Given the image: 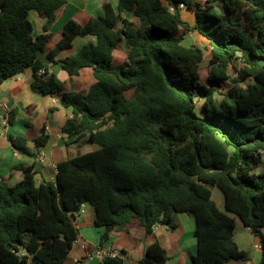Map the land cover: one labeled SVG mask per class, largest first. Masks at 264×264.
<instances>
[{
  "label": "trees",
  "instance_id": "16d2710c",
  "mask_svg": "<svg viewBox=\"0 0 264 264\" xmlns=\"http://www.w3.org/2000/svg\"><path fill=\"white\" fill-rule=\"evenodd\" d=\"M66 4L0 0V85L32 68L33 90L60 95L61 106L71 109L61 134L99 149L58 164L56 184H36L31 167L14 186L0 181V264H64L78 239L73 210L85 204L104 228L102 248L117 229L174 231V213L192 215L198 245L192 264L252 262L235 240L237 216L260 239L264 264V174L252 173L264 151V0H104L102 16L86 25L71 19L54 39L48 32ZM182 5L194 11V25L185 22ZM31 12L46 21L45 34L34 35ZM192 31L211 47L205 83L204 50L183 46ZM86 37L95 42L58 59ZM122 43L126 59L117 64ZM55 65L69 76L92 69L96 82L68 93L49 74ZM198 98L205 100L203 115ZM49 139L43 128L36 149ZM11 143L33 151L22 137ZM213 188L223 193L226 212ZM168 262L155 243L138 264ZM102 264L124 261L106 257Z\"/></svg>",
  "mask_w": 264,
  "mask_h": 264
},
{
  "label": "crops",
  "instance_id": "0c3cea01",
  "mask_svg": "<svg viewBox=\"0 0 264 264\" xmlns=\"http://www.w3.org/2000/svg\"><path fill=\"white\" fill-rule=\"evenodd\" d=\"M103 1L99 0L98 8L96 0H67V4L58 11L57 20L48 34H52L56 39L69 20L74 19L81 25H86L91 19L102 16ZM185 10H187L186 15L194 17V22L191 24L194 25L196 22L194 11L188 8ZM36 14L31 12L29 18L34 27V35L38 37L45 34L46 21ZM90 42H95V38H77L73 47L63 51L58 59L76 55L84 45ZM121 45L115 55L117 64H121L126 59L127 48L124 43ZM50 46H54V42ZM121 50H123V57L118 54ZM49 74L54 75L68 93L84 92L96 82L92 69L82 70L79 76H69L60 66L55 65L50 67ZM34 80V71L29 68L0 85V99L8 104L11 114L14 115L13 123L6 129L5 134L0 136V181L4 180L11 186L21 182L24 169L30 167L34 169L36 184L39 185L42 182L56 184L58 164L74 158L71 155H75L76 150L82 154V151L90 153L99 149L96 145L76 143L75 137L67 138L61 134V129L71 117V109L61 106L60 95H42L35 92L32 88ZM43 128H46L50 139L44 147L36 149L35 141L41 136ZM13 136L24 138L33 151L25 154L14 148L11 143ZM216 196L220 201V204L217 203L218 207L226 212L225 198L223 201L220 193H216ZM173 218L176 223L174 231L167 225L154 227L151 234L137 226L117 229L110 234L102 248L101 237L104 234V228L97 227L95 224L94 207L85 204L74 219L78 239L64 264H102L103 259L108 257L109 250L117 252L124 264H138L145 258L148 247L155 243H159L167 251L168 264H192V258L198 253L195 218L185 213H174ZM250 234V229L246 228L244 234L239 237L240 241H243L244 237H249ZM235 240L239 245L236 236ZM249 253L252 263L259 264L261 247L255 256Z\"/></svg>",
  "mask_w": 264,
  "mask_h": 264
},
{
  "label": "rangeland",
  "instance_id": "374dc122",
  "mask_svg": "<svg viewBox=\"0 0 264 264\" xmlns=\"http://www.w3.org/2000/svg\"><path fill=\"white\" fill-rule=\"evenodd\" d=\"M96 1H97L96 3H97L98 8H99L100 7L99 0H96ZM111 1L114 2V5L117 4L116 3L117 0H111ZM198 1L201 2V3H205L207 0H198ZM101 9H102V6H101ZM185 9L186 8L183 9L184 10L183 11V18H184L185 22H187L189 25H191L194 22V17H192V16L189 17L188 15H186L185 13L187 12V10H185ZM188 9L192 10L190 8H188ZM128 17L131 20H134L132 18V16L129 15ZM184 31L185 30H182V33H184ZM184 36H185V40L183 41V46L191 47V46L195 45V46H198V47H200L201 49L204 50L205 61H204L203 65H202L201 80H202L203 83H205V82H207V79H208V71H209L208 63H209V58H210L211 47L209 46V44L200 35H198L194 31L187 32L186 35H184ZM121 49H123L122 45H121ZM122 53H123V50H121V52H119L118 54L121 55V57H123L124 55ZM231 75H232V77H236V74H235L234 70H231ZM231 84L232 83L230 82L228 85L230 86ZM220 93L216 94V99H217L218 102H221V100L223 98ZM204 102H205V100L203 98H198V100H197V112H198L199 115H203L202 109H203ZM83 152H85V153H83ZM87 153H89V152L88 151H82V154H81L79 150H76L75 155L73 154L71 156L75 158L77 156H81V155H84V154H87ZM252 173L253 174H257V175L264 174V151L262 153V161H261V163L259 164V166L254 171H252ZM212 192H213V198H214L216 203L220 204V201L217 200L216 193H220V195L222 197V200L224 201V195H223V193L221 192V190L219 188H213ZM77 216H78V214H77ZM235 217L237 219V228H236V231H235V236H236V238H237V240L239 242L240 247L242 249L248 251V252H251V254H253L255 256L257 254V252L259 251V247H261L260 246V239L257 236H254V235L250 234L249 237H244L243 241L242 240L240 241L239 237H240V235L244 234V230H246V228H245L243 222L239 219V217H237V216H235ZM252 262L249 263V264H253ZM234 264H246V263H241L240 262V263H234Z\"/></svg>",
  "mask_w": 264,
  "mask_h": 264
},
{
  "label": "built area",
  "instance_id": "2783aa9c",
  "mask_svg": "<svg viewBox=\"0 0 264 264\" xmlns=\"http://www.w3.org/2000/svg\"><path fill=\"white\" fill-rule=\"evenodd\" d=\"M182 9H184L185 7L182 5L181 6ZM45 71L42 70L40 71V75H44ZM11 115V110L8 106L7 103L1 101L0 99V136H3L5 134L6 129L9 127L10 125V121H9V116ZM108 257L110 258H119V254L113 250H109L108 252Z\"/></svg>",
  "mask_w": 264,
  "mask_h": 264
},
{
  "label": "water",
  "instance_id": "95a60500",
  "mask_svg": "<svg viewBox=\"0 0 264 264\" xmlns=\"http://www.w3.org/2000/svg\"><path fill=\"white\" fill-rule=\"evenodd\" d=\"M37 57L38 59L43 62L44 64L49 65L50 64V60L47 58L46 54L43 51H38L37 53ZM80 210L78 209H74L73 210V214H78Z\"/></svg>",
  "mask_w": 264,
  "mask_h": 264
}]
</instances>
